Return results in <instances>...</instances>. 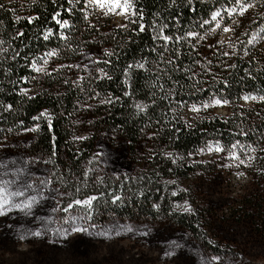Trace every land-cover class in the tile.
<instances>
[{"label": "trees", "instance_id": "1", "mask_svg": "<svg viewBox=\"0 0 264 264\" xmlns=\"http://www.w3.org/2000/svg\"><path fill=\"white\" fill-rule=\"evenodd\" d=\"M134 3L144 14L143 32L139 31L138 23L128 24L126 29L121 27L125 19H117L114 14L94 13L85 21L81 11L84 0L79 3L73 0V4L68 0H0V140L15 138L26 128L38 125L31 160L51 157L54 164L46 165L50 170L55 168L57 176H63L65 181L61 184L53 178L52 185L75 198L102 197L93 202L92 224L102 225L111 217L169 218L200 237L210 249L217 250L202 231L204 219L200 215L179 214L174 210L187 200L188 192L180 184L204 167L193 163L198 157L197 149L217 141L225 150L237 141L255 147L264 143V101L260 100L253 109L242 107V97L264 95V42L248 43L254 33L264 38V32L258 31L264 27L261 6L264 0L243 15L239 10L231 15L222 11L221 27L214 32L211 13L221 5L234 7V2L193 0L188 5L187 0H175V4L172 0H134ZM57 12L60 13L57 19L68 20V27L61 29L53 20ZM29 18L36 19L29 23ZM205 19L210 23L199 27ZM153 23L167 24L164 34L174 38L187 37L189 31H194L205 39L187 37L178 44L170 42L169 51H164V41L152 39ZM224 27L230 29L228 41L222 40ZM48 29L52 35L45 40ZM61 33L67 39H60ZM172 49L179 53L178 57ZM106 50L113 55L106 56ZM49 52L56 53L50 64L64 68L44 76L42 92L21 94V88L27 90L38 84L39 74L32 70L31 64L43 66ZM85 53L91 57L92 67L85 71V66L80 65L83 68L75 77L66 66L82 63ZM169 57L175 61L174 65L166 63ZM138 63H144L145 68L136 67ZM196 81L199 92L193 88ZM57 88L60 90L56 93ZM213 95L229 100L230 118L205 115L188 122L186 116L191 105L200 107ZM107 99L112 103H101ZM137 104L145 105V111L140 112ZM180 104L184 107L180 108ZM41 112L51 117V126L40 116ZM34 116L39 119L33 120ZM80 119H87L91 132L83 140L76 139L80 135L77 125ZM9 128L13 130L11 133L7 132ZM241 129L247 135H239ZM110 140L112 143L121 140L132 161L141 163L143 170L135 176L123 173L115 178L106 174L100 179L103 153L99 143ZM169 152L182 159L172 163L166 156ZM109 194L122 199L112 204ZM72 211L74 214L83 209L74 206ZM65 215L58 213L59 225ZM27 258L30 257L23 256L25 261Z\"/></svg>", "mask_w": 264, "mask_h": 264}, {"label": "rangeland", "instance_id": "2", "mask_svg": "<svg viewBox=\"0 0 264 264\" xmlns=\"http://www.w3.org/2000/svg\"><path fill=\"white\" fill-rule=\"evenodd\" d=\"M114 15L117 19H124L123 15ZM229 37L230 30L224 31L222 40L228 41ZM255 41L262 43L264 38L259 37ZM242 56L247 58L246 53ZM53 58H47L49 63L46 72L51 74L64 68L51 65ZM80 65L90 70L92 59L88 53L83 55L79 67H72L68 71L75 77L79 76V70L83 68ZM38 74V84L27 89L28 95L38 94L45 89V74ZM59 90L57 88L56 93ZM259 101L243 100L242 107L253 109ZM205 115L228 119L231 112L228 105L210 107L207 110L201 109L199 113L189 111L186 119L192 122ZM77 125L79 137L88 138L91 135L87 119L78 120ZM34 140V132L28 131L15 138L1 139L0 159L31 160L30 150ZM253 147L257 151L249 152L248 155L256 158L249 162L248 167L236 166L227 159L228 151L225 149L220 153L213 151L211 154L205 152L198 155L193 163L203 164L204 167L180 184L188 192L187 200L177 205L174 212L200 215L204 219L202 231L217 246V250L210 249L200 237L180 228L169 218L162 217H111L102 225H95L89 233L69 232L66 238L52 233L33 237L30 234L32 231L44 227L39 217L56 221L49 225L50 228L67 227L59 225L58 213L52 212L55 201L49 199L35 206L34 214L30 217L15 212L0 217V264H202V261L213 256L218 257L213 264H264V152L259 150L264 149V143ZM99 148L103 153L100 179L106 174H112L115 178H120L123 173L135 176L143 170L141 163L132 161L121 140L114 143L111 140L102 141ZM235 151L240 159H246L245 152L239 147ZM228 164L232 166L226 167ZM30 170L35 176H47L50 173L49 167L42 162L30 165ZM50 187L57 188L53 185ZM185 204L190 206L191 212L184 211ZM117 225L131 226L133 231H122L120 236L110 233L109 238L96 234L97 230L104 231ZM19 234H23L25 239H18ZM167 251H171L172 255L165 256ZM25 255L30 257L26 261L23 259Z\"/></svg>", "mask_w": 264, "mask_h": 264}, {"label": "snow or ice", "instance_id": "3", "mask_svg": "<svg viewBox=\"0 0 264 264\" xmlns=\"http://www.w3.org/2000/svg\"><path fill=\"white\" fill-rule=\"evenodd\" d=\"M55 2V0H53ZM80 0H75V3H79ZM230 3L235 4L234 7L231 8H225L223 5H221L220 9H217L211 13V21L215 22V28L211 29V31H215L216 28L221 27V20L223 19L222 11L227 12L229 15L232 13L237 12L239 10V14L243 15L247 10L255 8L257 3H259V0H256V3L252 2V0H229ZM69 4H73V0H68ZM172 3L175 4V0H172ZM188 5H191L193 3V0H187ZM74 6V5H73ZM262 7H264V4H261ZM91 9L92 11L89 12L88 10ZM119 9V12L117 10ZM71 11V9H69ZM83 11V19L87 21L89 19V15L94 13H100L103 16H108L110 14H117V15H123L126 23L122 25L121 27L127 28L128 24H139V31L143 32L145 25L142 23L144 19V14L142 10H137L136 4L134 3V0H84V8L81 9ZM60 16V13L57 12L53 16V20H55L56 24L59 25L61 29H64L69 26L68 20L61 21L60 19H57V17ZM218 17H220V20H218ZM32 19L36 18H29V23L32 22ZM210 21L205 19L202 20L199 23V27L203 28L205 25L209 24ZM92 25H90L91 27ZM151 28L153 32L155 33L152 36L153 41L162 40L164 41V44L162 45V48L164 51H169L168 45L170 42L174 43H180L182 40H185L187 37H198L199 40L205 39V36H201L198 32L189 31L187 33V37H173L171 35H165L164 31L166 28H168L167 24L157 25L153 23L151 25ZM225 32L229 31L230 29L228 27H224L223 29ZM259 32H264V27H261ZM19 35H23V33H19ZM52 35V30L48 29L47 32L44 35V39L47 40L49 36ZM258 38V33H254L252 36V39L248 41L249 44H251L254 40ZM60 39H67L63 35V33L60 34ZM194 48L193 45H190ZM195 50V49H194ZM153 52L156 51L155 48L152 49ZM173 52L176 53L177 57L179 56V53L172 49ZM233 51L235 49L233 48ZM56 55L55 52H49L47 53V56H54ZM106 56L113 55L112 52L105 51ZM225 56L228 55L227 52L224 53ZM49 61L47 58L43 60V66L38 67L35 62L31 64V68L33 71L38 73H43L45 75H51V73L46 72V66L48 65ZM105 63H108V61H105ZM169 65H174L175 61L169 57L166 61ZM63 67V66H62ZM66 67L72 68V67H79L78 65H67ZM133 65H128V68H132ZM136 67L144 69L145 65L144 63H138ZM87 70V66H85V71ZM147 71V69H145ZM187 71V69H186ZM104 75H107L104 73ZM127 75V73H125ZM111 79V77H108ZM83 79V78H81ZM189 79L195 80V77H189ZM27 82V81H25ZM199 81H196L193 84V88L199 92L201 89L198 87ZM161 90H163V87L161 86ZM21 94L26 95L27 90L24 88L20 89ZM244 101L249 100H261L264 101V95L262 96H244L242 97ZM101 103H112L111 99L103 100ZM229 104V100L224 98H216L215 95L209 98L208 102H203L200 107H198L196 104H192L189 111L194 113H199L201 109L207 110L210 107H223ZM135 107L140 111L144 112L146 106L137 104ZM180 108H183L184 105L180 104ZM11 106H8V109H10ZM41 117H45L48 120L49 126H51V117L46 112L40 113ZM33 120L39 119V117H33ZM187 126V125H186ZM39 130V126L26 128L25 131L28 132H37ZM13 130L11 128L7 129V132L11 133ZM239 135L245 136L247 135L246 132H244L242 129L238 133ZM76 139H86V137L80 136L76 137ZM239 147L242 151L245 152L246 159H240L236 155L235 149ZM260 151L264 152V149H259ZM213 151L216 153H220L224 151V149L221 147L220 143L217 141L215 143L208 142L205 146L200 147L196 150L195 154L200 155L204 154L205 152L211 154ZM228 156L227 159L232 161L236 166L244 165L245 167L250 166L249 162L253 161L256 157L254 155H248L249 152L255 153L257 151V148H254L252 145H247L245 147L244 144H241L239 141L236 143H233L231 147L227 150ZM99 155V154H97ZM190 155H192L190 153ZM52 156H55V152L53 151ZM166 156L170 159H172V163H176L178 159H182L180 156H175L174 153H166ZM264 158V157H262ZM38 162H43L45 164H54V161L49 157L48 159H42L41 161H37L35 159L32 160H23L20 161L17 160H7V159H0V217H5L9 215L10 213H20L24 217H30L34 214L33 210L34 207L41 204L45 200H54L55 204L52 208L53 213H64L66 214L63 218L62 224L67 225V227L59 226L56 228H50L49 225L56 223L53 219L49 218L47 220H44V218L39 217V220H42L44 223V227L42 229H37L35 231H32L30 234L33 237H41L43 233H52L53 235L59 234L61 237L66 238L69 232L71 233H89L90 229H94L95 225L91 223L92 216H93V202L98 201L102 197H98L96 195L89 196L84 199L75 198L73 194L68 192H61L60 189L52 188L50 187L55 181L60 182L61 184H64V177L63 176H57V170L53 168L50 170L49 175L47 176H35L31 170L30 165H34ZM238 162V163H237ZM91 163V161H89ZM11 165V167H10ZM232 164L226 165V167H231ZM91 171V170H89ZM240 175H244V173H240ZM88 177V172L86 171L84 173L85 178V185ZM55 178V181L54 179ZM76 192H80V188L78 187L76 189ZM176 193L174 192L173 195ZM112 196V194H109ZM121 196L114 195L111 198V203L116 204L118 201H121ZM64 200H67L68 202L66 204L63 203ZM74 206H79L83 211H76L75 214H73V208ZM155 207V205H154ZM184 211L191 212L192 209L190 206L185 204ZM11 227V226H9ZM123 232H132L133 228L131 226L126 225H117L112 229L100 231L97 230V235L109 238L110 233H114L115 236H120ZM141 235H146V233H141ZM18 239L23 240L25 239V236L23 234L18 235ZM174 247H179V245H174ZM172 252L167 251L165 252V256H171ZM218 257H211L207 259L206 261H202V264H213V261H217Z\"/></svg>", "mask_w": 264, "mask_h": 264}]
</instances>
